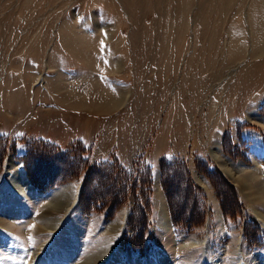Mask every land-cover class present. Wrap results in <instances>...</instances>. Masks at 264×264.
I'll return each instance as SVG.
<instances>
[{
	"label": "rangeland",
	"instance_id": "obj_1",
	"mask_svg": "<svg viewBox=\"0 0 264 264\" xmlns=\"http://www.w3.org/2000/svg\"><path fill=\"white\" fill-rule=\"evenodd\" d=\"M106 95L120 100L102 108ZM82 132L88 144L69 141ZM28 146L87 163L68 174L71 159H52L33 181ZM103 155L132 180L149 169L142 248L127 226L137 191L113 207L114 180L98 190L90 180L98 206L80 203ZM163 176L176 212H201L192 228L173 224ZM255 188L264 189V0H0V264H264Z\"/></svg>",
	"mask_w": 264,
	"mask_h": 264
},
{
	"label": "trees",
	"instance_id": "obj_2",
	"mask_svg": "<svg viewBox=\"0 0 264 264\" xmlns=\"http://www.w3.org/2000/svg\"><path fill=\"white\" fill-rule=\"evenodd\" d=\"M43 141H40L39 144H44L42 143ZM47 147L52 148L54 147L53 145L50 144H45ZM55 148V147H54ZM49 155H53V154H45V153H39V151L35 150V147L33 146H28L27 148V153L23 156V158L25 159V161L27 163H29V171H30V175H31V179H33V181L37 180L35 177V171L38 165H40V163H42L43 165H52L54 162L53 160L55 159H61L64 163V161H68V159H71V161H69L71 164L73 163L74 167L73 169H68L67 173L70 174L69 172L71 171H76L78 165L83 167L84 165H86V161L87 159H82L79 156H76L73 153L67 152V151H58V154L56 156H49ZM49 159V161H48ZM53 159V160H52ZM52 163V164H51ZM55 164V163H54ZM116 165V162H108V161H99L96 162L94 164L91 165V167L89 168V173L90 175L88 176V181H86V185L83 186L82 192H81V197H80V203L82 201V206H83V210L87 211V210H93L94 208H96V206H98L97 201H100L95 199L94 197L89 195V192H87V183H89L90 180H93V188L91 190H98L100 187L103 186V184L105 183V179H113L115 185L113 184V189L118 188L119 193H117L116 196H113V198L111 197L110 201L111 203L109 204H113V207L117 205V203H119L118 201L122 202L123 200H125V194L126 196H129L131 194V192H136L137 194V202H140L139 204H137L136 210L134 213H131L127 219V226L133 230V234L131 236V245L134 248H142L143 247V242L145 237L148 236V225H147V214H146V210L149 207V186H150V172L149 169L146 167L145 169V174L144 176L140 174V172L137 174V180H135L136 178L134 177L132 180L130 178V176L127 173L122 172L123 170L121 169V174L117 173V170H114V167ZM31 166H36L35 170L31 168ZM80 167V170H81ZM175 166H172V168H174ZM167 168V167H165ZM117 169V168H116ZM164 171V170H163ZM34 172V173H33ZM117 174L118 177H113L112 174ZM96 175V177H95ZM40 177V176H39ZM87 177V175H86ZM143 177V179H142ZM46 179V180H45ZM43 181V184L46 187L51 186L54 182H55V176L52 177L51 175H47V178H45ZM58 179L62 180V179H68L67 174L63 176L60 175V177H58ZM122 181H121V180ZM57 180V178H56ZM95 180V181H94ZM162 187L164 192L166 193L167 196V200H168V204L170 203L171 206H169V208L171 209V220L173 222L174 225L176 226H182L185 227L186 229H190L193 226H195V224H197V222L199 221L198 218L201 217V212H197V213H188V218L184 219V217L182 216L181 211L179 210V212H176V209H173V203H171V200L169 199V192L167 191V181L165 179V177H162ZM143 186V187H141ZM142 190V191H141ZM110 192V191H109ZM108 190L104 193L103 197H107L106 194H109ZM90 197V205L87 206V202L86 199H88ZM123 198V199H121ZM102 200V199H101ZM100 203V202H99ZM101 205L99 207H103L105 202L101 201L100 203ZM198 204L201 208H203V203L198 201ZM113 208H111L109 206V211L107 212L109 214V212L112 210ZM228 210L225 208V211ZM198 214V215H197ZM195 216V217H194ZM193 217V218H191Z\"/></svg>",
	"mask_w": 264,
	"mask_h": 264
},
{
	"label": "bare ground",
	"instance_id": "obj_3",
	"mask_svg": "<svg viewBox=\"0 0 264 264\" xmlns=\"http://www.w3.org/2000/svg\"><path fill=\"white\" fill-rule=\"evenodd\" d=\"M61 88V87H60ZM62 89V88H61ZM106 97V98H105ZM120 98H122V97H120ZM123 99V98H122ZM118 100H120V99H118ZM117 99H116V97L115 96H108V95H106V96H104V97H102V98H100L98 101H99V104L101 103V106H102V108H105V106H107L106 105V103H104V102H107V104H109L110 106L112 105L111 103H113V104H115L116 103V101H118ZM117 104V103H116ZM113 106V105H112ZM115 106V105H114ZM109 108V107H108ZM110 109V108H109ZM218 162H220V161H218ZM9 166H11V164H8V167ZM219 168H221V170L223 171V173H225V175L228 177V178H230V179H234L235 178V174H233V172L224 164V163H222V162H220V164H219ZM248 180V179H247ZM249 182V181H248ZM245 184L247 185V183L245 182ZM245 184H243V185H245ZM253 190H256V192H255V194L257 195V198L261 201V202H263V198H264V189H262V188H255V189H253ZM61 202V201H60ZM65 207V204H55V205H53L51 208H52V210H61L62 208H64ZM67 211L69 210V208L68 209H66ZM59 229V226L56 228V230L54 229V231H53V233L54 232H56L57 230ZM42 250V249H41Z\"/></svg>",
	"mask_w": 264,
	"mask_h": 264
},
{
	"label": "crops",
	"instance_id": "obj_4",
	"mask_svg": "<svg viewBox=\"0 0 264 264\" xmlns=\"http://www.w3.org/2000/svg\"><path fill=\"white\" fill-rule=\"evenodd\" d=\"M49 81H51V80H48L47 81V83L49 82ZM36 83V82H35ZM45 90L47 89V91H50L51 92V90H50V87L48 86V87H46V88H44ZM116 89V88H115ZM119 89V92L120 93H118V92H113V91H111V90H109L110 92H112V93H114V94H120L122 97H124V99H123V102H122V104L121 105H123L124 103H125V101H126V99H127V95H124L125 94V91H123V88H122V90H121V88H117V90ZM76 92V91H75ZM30 93L32 94L33 92H31L30 91ZM52 93V92H51ZM117 110V109H116ZM62 123H64V121L63 120H60ZM62 123H61V126L60 127H62V129H63V131L66 133V131H68V125H62ZM65 127V128H64ZM73 133V132H72ZM82 133H84V132H82ZM38 137V136H37ZM40 137H42V138H44V139H48V140H50V141H53V142H55V144H57V145H59V146H64V144H63V142L61 141V140H57V139H54V138H52V137H47V136H40ZM90 138H91V136H88V135H86L85 133L84 134H81V133H76V134H73L72 136L70 135L69 136V141H74V140H81V142H83L84 144H88L89 143V140H90ZM101 159H104V155L103 156H99V157H97L96 156V158H95V161H99V160H101Z\"/></svg>",
	"mask_w": 264,
	"mask_h": 264
}]
</instances>
